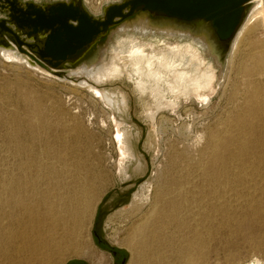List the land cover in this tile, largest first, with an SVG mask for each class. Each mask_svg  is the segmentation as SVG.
Returning a JSON list of instances; mask_svg holds the SVG:
<instances>
[{"label": "rangeland", "instance_id": "obj_1", "mask_svg": "<svg viewBox=\"0 0 264 264\" xmlns=\"http://www.w3.org/2000/svg\"><path fill=\"white\" fill-rule=\"evenodd\" d=\"M142 14L72 65L103 64L86 87L0 51V264H264V31L236 48L206 42L202 56L180 45H199L194 32L156 25L193 22L145 13L141 34ZM133 35L173 92L142 88L113 49Z\"/></svg>", "mask_w": 264, "mask_h": 264}, {"label": "water", "instance_id": "obj_2", "mask_svg": "<svg viewBox=\"0 0 264 264\" xmlns=\"http://www.w3.org/2000/svg\"><path fill=\"white\" fill-rule=\"evenodd\" d=\"M249 0H123L92 16L81 0L48 4L0 0V48L14 46L39 67L63 69L112 28L139 13L174 20L210 23L217 41H231L241 26Z\"/></svg>", "mask_w": 264, "mask_h": 264}, {"label": "bare ground", "instance_id": "obj_3", "mask_svg": "<svg viewBox=\"0 0 264 264\" xmlns=\"http://www.w3.org/2000/svg\"><path fill=\"white\" fill-rule=\"evenodd\" d=\"M258 3H260V7L256 11H253V8ZM93 9L98 10V7L93 6ZM248 10L252 11L249 16H247ZM145 15L146 14L143 13L141 16L138 17V22L141 25L140 30H138V31H140L141 34L142 33L146 34L148 32L149 23H148V21H147L148 19H146ZM248 20H251V22L248 25V27L244 30V27H245L246 22ZM156 25H159L161 28H164V29H166V30H168L174 34H175V31H179L181 33L180 34L181 37H184L186 35L188 36L191 34V32H194V34L197 36L198 40L200 41L199 45H194L190 42H186L185 44H180V43H177V44H180L184 48L189 47V49L196 50L202 56H203V54L201 52L200 47L202 46V44L205 45L206 42H208L211 46H214L215 49H219L221 47L220 46L221 42L217 41V39L215 38V36L213 34V30L210 26V23L206 22L202 19L193 21V24L191 26L187 25V24H183V23L182 24L166 23V22H162L161 20H159V23L156 22ZM256 28L264 31V0L248 1L247 5L245 7V15H244L243 22H242L241 26L239 27V29L237 30L234 38L231 40L232 48L239 47L240 44L242 43L243 39L245 38L246 33L249 32L250 30H254ZM191 40H193V39H191ZM119 42H120V46L116 45L113 47V49L117 48L121 51V53L123 55L127 56L128 58L134 59L133 60L134 72H135V75L139 76L138 83L142 88H144V86L147 84V80H149L151 82H156V84H158L157 86L159 89L162 88V86L166 85L170 91L173 92L175 90L176 86L174 84H171V82L167 78V75L161 73L158 70V68H156V61L155 60H160V57L156 54L155 50H153L150 55L147 54L145 52L144 47H143L144 41L139 40L135 35L131 36L130 38L120 40ZM228 42H230V41H228ZM145 43L146 44H152L154 47V46H159L162 43H165V41H163L162 43L160 42L157 45L155 43H152V42H146L145 41ZM0 51L5 53L8 56L14 58V59H17L20 61H25L26 63H28L32 67L40 68L42 71H44L48 74L58 75L62 79H65V80L67 79L69 81H73L82 87H86V86L90 85L89 80H88L89 78H96V77H97V79L98 78H106V75L104 72H102L100 75H97L98 72H101L104 70L103 64L99 65V66H93V67H88L85 63H83L81 66H79V65H77L76 67L72 66V65L76 64L79 60H81V58L84 55L79 56L72 63H68L65 66V68L56 69V70L51 72V71H47V70L39 67L35 63H33L27 56L18 52V50L14 46H11L10 48H0ZM191 59H192L191 56L186 55V56H183V58L178 62H174L173 60H171L169 62L170 63L169 66L171 69H174V70H176L177 67H187L190 64ZM257 59H261L260 62L264 63V51L260 55V57H258ZM79 76L80 77L82 76V78H78ZM179 81L183 82V84L187 85V87L197 84V82H193V81L188 83V81H185V76H183V75L179 78ZM104 98L105 99H103V103H105L107 106H109V105L112 106L113 110L116 109L120 113L125 112L126 103H125V99H124L123 95L105 93ZM133 158H135V157H133ZM121 159H123V161H125V159H127V155H123V151H121ZM129 179H131V177H129ZM96 206H97V202L94 206V209L92 210L93 212L95 211ZM93 216H94V213H93ZM250 264H263V263L256 259Z\"/></svg>", "mask_w": 264, "mask_h": 264}, {"label": "built area", "instance_id": "obj_4", "mask_svg": "<svg viewBox=\"0 0 264 264\" xmlns=\"http://www.w3.org/2000/svg\"><path fill=\"white\" fill-rule=\"evenodd\" d=\"M22 2H33V3H36V4H40V5H43V4H48V3H55V2H60V1H66V2H69V1H71V0H21ZM82 1V3H83V6L87 9V7H86V4L88 5L89 4V0H81ZM123 0H110L109 2L110 3H108V4H106L105 6H104V3H103V0H98V1H96V6L98 7V9L100 10V9H103V13H104V9H105V7H107L108 5H110V4H113V3H120V2H122ZM94 4V3H93ZM91 5L92 6V8H93V6H95V5ZM95 10V9H94ZM87 11H88V9H87ZM89 12V11H88ZM90 13V12H89ZM91 14V13H90ZM92 15V14H91ZM92 16H94V15H92ZM95 17V16H94Z\"/></svg>", "mask_w": 264, "mask_h": 264}]
</instances>
